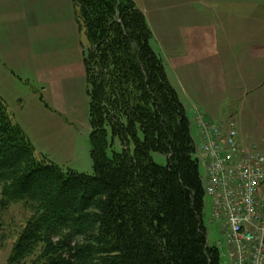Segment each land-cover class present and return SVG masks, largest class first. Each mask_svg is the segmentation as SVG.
I'll return each mask as SVG.
<instances>
[{
	"label": "trees",
	"instance_id": "16d2710c",
	"mask_svg": "<svg viewBox=\"0 0 264 264\" xmlns=\"http://www.w3.org/2000/svg\"><path fill=\"white\" fill-rule=\"evenodd\" d=\"M71 2L88 44L93 175L37 159L0 99V212L29 214L7 264H220L191 123L144 14L133 0Z\"/></svg>",
	"mask_w": 264,
	"mask_h": 264
},
{
	"label": "crops",
	"instance_id": "0c3cea01",
	"mask_svg": "<svg viewBox=\"0 0 264 264\" xmlns=\"http://www.w3.org/2000/svg\"><path fill=\"white\" fill-rule=\"evenodd\" d=\"M133 2L169 51L161 61L190 123L198 115L222 126L234 122L239 141L264 153V0ZM78 33L71 0H0L6 106L10 100L23 110L24 86L50 105L47 113L67 112L75 84L86 82Z\"/></svg>",
	"mask_w": 264,
	"mask_h": 264
},
{
	"label": "built area",
	"instance_id": "2783aa9c",
	"mask_svg": "<svg viewBox=\"0 0 264 264\" xmlns=\"http://www.w3.org/2000/svg\"><path fill=\"white\" fill-rule=\"evenodd\" d=\"M196 123L210 222L222 227L220 264H264V154L239 141L234 122L222 126L198 115Z\"/></svg>",
	"mask_w": 264,
	"mask_h": 264
},
{
	"label": "rangeland",
	"instance_id": "374dc122",
	"mask_svg": "<svg viewBox=\"0 0 264 264\" xmlns=\"http://www.w3.org/2000/svg\"><path fill=\"white\" fill-rule=\"evenodd\" d=\"M78 37H80L84 48L87 49L88 44L85 36L78 33ZM150 46L161 60L163 55H169V51H163L161 45L154 38H151ZM18 90L22 93L19 97L23 110H20L13 101L6 100L7 106L2 102L8 108L10 118L21 128L30 142L35 157L39 160L45 159L65 172L72 171L87 176L93 175V164L88 143L90 126L88 121L89 87L87 83L80 81L78 85L75 84L72 102L67 112L63 114L47 113L44 107L50 105L45 100L40 103L38 96L35 100L24 86H20ZM231 110L233 107L228 106L226 112H231ZM190 126L194 144L198 145L196 125L191 123ZM120 150L121 147L115 140L114 143L112 142V148L109 149L108 155L110 156L112 151L119 152ZM152 157L155 163L166 164L164 156L153 154ZM200 175L205 185V171L202 166H200ZM210 213V207L206 205L204 226L207 230V243L209 246L218 247V243H223V237L220 234L222 227L220 224L210 222ZM28 217V212L21 205H13L0 212V264H7L18 234Z\"/></svg>",
	"mask_w": 264,
	"mask_h": 264
}]
</instances>
